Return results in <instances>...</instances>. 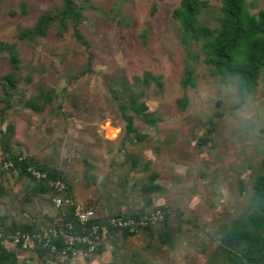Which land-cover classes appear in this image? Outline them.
Segmentation results:
<instances>
[{
	"label": "rangeland",
	"instance_id": "rangeland-1",
	"mask_svg": "<svg viewBox=\"0 0 264 264\" xmlns=\"http://www.w3.org/2000/svg\"><path fill=\"white\" fill-rule=\"evenodd\" d=\"M179 2L89 0L79 30L94 54L93 67L74 78L86 65L87 51L71 29L59 37L52 28L34 44L16 37L18 27L32 25L59 0H0V40L17 43L23 76L13 105L0 122V130L9 123L14 127L12 151L62 170L74 199L95 207L99 214L142 207L139 187L157 171L156 182L163 188L153 194V204L146 209L158 205L172 209L170 223L176 231L171 245L157 235L151 238L139 232L123 242L106 240L102 253L89 259L77 254L70 264H139L140 260L225 264L221 256H212L217 239L249 201L251 176L264 156V81L260 78L237 106L236 86L210 75L202 41L181 40L179 23L171 16ZM208 2L200 19L216 26L220 0ZM246 3L252 13L264 8V0ZM189 67L194 84L183 85ZM8 69L6 53L0 52V77ZM145 71L159 75L161 87L137 82ZM124 77L129 87L145 91L143 100L157 118L148 124L134 117L138 135L145 136L141 139L124 136L126 103L119 92ZM39 84L54 86L58 96L52 104L58 108L36 113L19 101L34 94ZM110 87L116 89V97ZM180 99L186 101L184 108ZM246 104L255 112L253 120L243 119ZM214 112L220 116L210 124ZM202 137L208 140L203 143ZM2 158L0 146V166ZM132 158L137 160L135 166ZM0 182L5 189L0 212L10 219L39 221L57 213L47 193L25 201L33 183L16 171L7 170ZM27 257L30 264H40L34 253L19 252V260Z\"/></svg>",
	"mask_w": 264,
	"mask_h": 264
},
{
	"label": "trees",
	"instance_id": "trees-1",
	"mask_svg": "<svg viewBox=\"0 0 264 264\" xmlns=\"http://www.w3.org/2000/svg\"><path fill=\"white\" fill-rule=\"evenodd\" d=\"M89 0H59V3L50 9L44 10L37 17L35 22L26 27H18L16 37L18 40L34 44L37 38L45 37L48 31L55 28L56 35L61 37L69 29L77 41L83 45L87 51L86 65L74 77L83 76L92 71L94 54L89 50L90 44L79 30V25L84 19V11ZM209 6L208 0H180L179 4L171 11V16L179 23L180 38L185 44L191 42L201 43L203 62L208 66L209 73L217 77L223 83H233L236 86L238 100L236 105L244 102L245 98L253 92L259 83V79L264 81V8L252 13L246 0H220L219 16L216 26H209L200 19L201 14ZM0 52H5L8 60L9 69L1 75V90L3 95L0 102V122H4L6 113L13 105L14 93L18 84L23 79L20 73L21 58L16 42L0 40ZM186 75L182 79L183 85L194 84L192 72L189 67L185 70ZM30 80V77H26ZM137 82L147 87L154 82L161 87L159 75H154L145 71L141 81ZM111 92L116 97V89L111 88ZM119 92L126 103L122 108V116L125 120L124 136L129 137L133 134L138 139L145 137L138 135L134 126V117L148 123L154 124L157 118L152 117V112L143 100L144 90H134L129 87L127 79L122 78ZM58 93L54 86L47 87L39 84L37 91L27 99L19 101L24 107L42 113L46 108L55 110L58 106H53V98ZM181 108L186 105L185 99H180ZM131 113H127L126 109ZM220 113L214 112L212 119L219 117ZM212 130V126L208 131ZM264 133V126L261 128ZM14 127L11 123L7 124L4 130H0V146L3 153L2 165L0 166V179L7 170L16 171L20 178H27L32 181V186L27 188L25 201L29 202L33 197L41 194H49L51 198L55 196L74 199L72 189L67 181V177L62 170L57 167L39 162L33 156H26L22 153H14L10 146V139L13 136ZM208 139L202 137L201 142ZM131 163L136 165L137 160L132 158ZM5 164L7 167H5ZM145 166V165H144ZM33 167L44 176L32 174L28 168ZM147 167V166H145ZM159 177L157 171H152L147 176V181L139 187V194L143 201V206L132 211H118L115 213L99 214L97 218L89 219L86 223H81L74 216V205H61L55 216H44L39 221H16L10 219L5 213L0 212V231L4 238L12 239L17 232L19 233H41L49 228L71 234L85 232L92 223H103L107 216L119 214L124 217L138 218L146 208L153 204V194L163 188V185L156 182ZM60 179L65 183V188L57 190L50 185V180ZM240 190L243 191L242 181ZM5 194V189L0 182V195ZM88 206V205H85ZM161 210L162 219L143 227H139L137 232H130L128 228H116L107 226L105 232H101L102 242L92 254H100L105 246L104 242L110 240L113 243L123 242L139 232L149 237L157 238L165 244L171 245L173 233L176 229L171 225L170 219L172 209L167 206H156ZM95 208V207H94ZM97 210V209H96ZM71 225V227H68ZM217 248L212 256H221L225 264H264V156L261 158L256 171L251 176V194L249 201L244 208L225 225L222 233L218 237ZM54 245L55 249L51 246ZM66 249L62 236H51L47 244L45 240L35 241L33 246L22 248V240L12 248L0 244V264H30V258L19 260V252L26 251L34 253L40 264L56 262L58 264H70V260L75 256L73 250H66L65 255L62 250ZM73 249H85V244H75ZM135 257V255H134ZM139 264H147L140 260Z\"/></svg>",
	"mask_w": 264,
	"mask_h": 264
},
{
	"label": "built area",
	"instance_id": "built-area-1",
	"mask_svg": "<svg viewBox=\"0 0 264 264\" xmlns=\"http://www.w3.org/2000/svg\"><path fill=\"white\" fill-rule=\"evenodd\" d=\"M5 167L6 164H5ZM28 170L32 174L44 176L43 173H39L33 167H29ZM50 185L55 187L57 190H62L65 188V183L60 180H50ZM53 201L57 207L61 205H74V216L81 222L86 223L89 219L97 218L99 215L98 211L92 206H85L81 202L73 201L70 198H63L61 196L53 197ZM162 219V213L159 208L153 206L150 209H146L144 213L138 218L124 217L119 214H113L107 216L106 220L103 223H92L88 228L85 229V232L80 234H71L63 230H56L55 228H49L43 234L37 233H19L12 237V239H7L3 237L2 232L0 231V244L5 245L12 244L16 245L17 242L22 240V248H27L33 246L35 241L45 240V244L48 243L51 236L56 237L58 234L62 236L66 249L62 250V254L65 255L66 250H73V254H82L84 256L89 255L95 251L97 247L100 246L102 242L101 232H105L107 226L116 227V228H128L130 232H137L139 227L146 226L148 224H153ZM71 227V225H68ZM85 244V249H73L75 244ZM52 249H55V246H51Z\"/></svg>",
	"mask_w": 264,
	"mask_h": 264
},
{
	"label": "clouds",
	"instance_id": "clouds-1",
	"mask_svg": "<svg viewBox=\"0 0 264 264\" xmlns=\"http://www.w3.org/2000/svg\"><path fill=\"white\" fill-rule=\"evenodd\" d=\"M244 120H253L255 112L246 104L245 111L242 113Z\"/></svg>",
	"mask_w": 264,
	"mask_h": 264
},
{
	"label": "crops",
	"instance_id": "crops-1",
	"mask_svg": "<svg viewBox=\"0 0 264 264\" xmlns=\"http://www.w3.org/2000/svg\"><path fill=\"white\" fill-rule=\"evenodd\" d=\"M104 251V250H103Z\"/></svg>",
	"mask_w": 264,
	"mask_h": 264
}]
</instances>
